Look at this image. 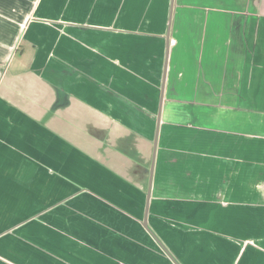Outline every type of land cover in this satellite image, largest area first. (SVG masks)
<instances>
[{"label": "crops", "instance_id": "obj_1", "mask_svg": "<svg viewBox=\"0 0 264 264\" xmlns=\"http://www.w3.org/2000/svg\"><path fill=\"white\" fill-rule=\"evenodd\" d=\"M0 264H264V0H0Z\"/></svg>", "mask_w": 264, "mask_h": 264}, {"label": "rangeland", "instance_id": "obj_2", "mask_svg": "<svg viewBox=\"0 0 264 264\" xmlns=\"http://www.w3.org/2000/svg\"><path fill=\"white\" fill-rule=\"evenodd\" d=\"M32 33H30V35H31ZM60 35H61V33H54V46H53V58H52V60L50 61V63L48 64L49 65V67L52 69L49 73H47V75H63V73L64 72H66V71H68V70H70L72 73H77L78 72V69L77 70H74L73 68H72V66H70L69 64H67L66 63V61L64 60V58H61V51H62V49H61V45L60 44H62L63 43V41H60ZM56 36H58L59 37V39H57V37ZM59 43V44H58ZM126 44H128V42L126 43ZM40 51V49H30V51L31 52H35V51ZM85 52L89 55V54H91L92 55V51H91V48L89 47V46H87L86 48H85ZM61 73V74H60ZM71 73V74H72ZM76 87H72V90H74ZM53 90H54V86H53ZM76 91V90H75ZM53 95H54V93H55V90H54V93L53 92H51ZM72 93V91L70 92V94ZM76 103H78V102H75V103H73L72 102V100H70V99H68V102H66V103H64V99L61 101V105L62 106H65L66 104H70V105H74L73 107H75L76 108ZM81 103V102H80ZM59 104V105H60ZM78 108V107H77ZM60 111V109H54L53 110V113H55V114H57L58 112ZM73 111H74V109H72L71 110V112H70V119L71 118H73V119H71V122H74V123H76L77 125H80V122H79V120H80V117L83 115V110L82 111H79L78 112V114H76L75 113V111H74V113H73ZM58 115V114H57ZM73 131L74 132H76V128H72L71 130H70V132L71 133H73ZM263 149V148H262ZM259 194L260 193H253V192H247V200H257V199H259L258 198V196H259ZM255 195V196H254Z\"/></svg>", "mask_w": 264, "mask_h": 264}]
</instances>
